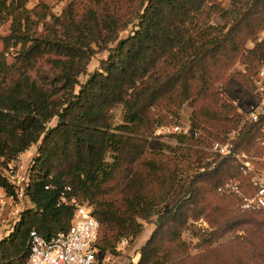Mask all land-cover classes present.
Here are the masks:
<instances>
[{
  "label": "trees",
  "instance_id": "1",
  "mask_svg": "<svg viewBox=\"0 0 264 264\" xmlns=\"http://www.w3.org/2000/svg\"><path fill=\"white\" fill-rule=\"evenodd\" d=\"M48 12L42 1L0 0V159L14 162L36 147L25 186L31 207L0 240V264L27 263L32 230L49 238L69 229L74 206L61 202L63 194L94 206L98 252L115 251L120 237L136 233L139 219L157 215L138 264H203L181 242L189 221L217 214L228 229L251 222H234L238 214L264 221V209L241 210L239 197L218 192L228 181L245 194L254 191L234 158L191 174L206 155L192 146L224 143L232 132L236 151L264 157V115L240 126L234 104L254 98L264 63V40L258 41L264 0H235L230 10L218 0H70L61 14ZM215 17L223 24L213 23ZM97 51L108 56L89 75ZM186 103L191 129L176 136L178 147L149 150L155 127L172 124ZM181 181L188 191L170 204ZM0 188L14 194L1 173ZM252 224L259 231L263 222ZM199 236L202 244L211 240Z\"/></svg>",
  "mask_w": 264,
  "mask_h": 264
},
{
  "label": "rangeland",
  "instance_id": "2",
  "mask_svg": "<svg viewBox=\"0 0 264 264\" xmlns=\"http://www.w3.org/2000/svg\"><path fill=\"white\" fill-rule=\"evenodd\" d=\"M70 0H58L56 3H52L48 6V13H53L56 15L61 14L64 7ZM221 3V6L225 10H230L234 6L235 0H218ZM34 1H31L29 6H32ZM215 24H223L220 18L215 17L213 19ZM42 24H39L38 29L41 30ZM9 31V24H5L1 28V32ZM128 32L122 34V36H127ZM264 40V30L261 32L258 41ZM255 45L254 42L250 41L247 43V48H253ZM89 62L87 67L88 74L91 75L95 70L100 66V62L107 58V51H97ZM13 55L9 56V62L13 63ZM243 67H235V71L241 70ZM264 68V63L259 67L257 73L255 74L254 80V98H249L244 105L234 103L237 110L235 113L241 116L240 126L247 121V114L250 110L254 108L261 107L260 114L264 115V90L260 91L257 87L256 80L259 77L262 69ZM88 78L87 76L80 77V81L84 83ZM264 82V80H263ZM192 107L186 103L179 110L178 119L175 120L172 124L167 125H157L153 132V135L150 137L151 145L149 150L161 149L163 146H169L171 148L178 147L176 136L180 134H188L191 129V115ZM114 120L116 123L122 121V107L119 106L114 110ZM239 126V127H240ZM235 132L230 133L228 136L230 138ZM202 134V133H201ZM200 135V132L196 133V137ZM215 144V143H214ZM209 147H204V144H197L192 146L194 150L205 151L206 155L199 157L200 159L194 162L195 168H193L191 174L196 170V173H203L206 171H211L217 163L219 162V157L213 152V145ZM163 145V146H162ZM36 147L30 148L22 154L14 162H6L4 158L0 159V173L4 175L9 182L13 181L20 183L19 185H26L28 182L29 168L31 167V160L34 158ZM163 154L172 156L173 154L164 149ZM217 158V160H216ZM216 160V161H214ZM257 168L260 171L264 170V164H261L259 161H255ZM185 178V177H184ZM185 180V179H184ZM115 186V184H114ZM116 191V194H122L123 191L120 189L113 188V191ZM118 190V192H117ZM188 191L187 182L181 181L179 186L171 198L170 204H173L181 196H184ZM214 196V195H213ZM213 196L208 195L207 200L210 202L213 199ZM82 204L94 206L88 202H83ZM14 206L19 209L18 218L14 220V225L20 219L22 213L29 209L31 206L28 200L23 202L16 201ZM232 212L237 214L236 211ZM217 215V214H216ZM216 215H211L210 217H202L197 221H189L187 227L183 230L181 234V242H184L189 247L188 256L193 258V260L202 259L203 264H264V221L263 217L259 215H239V219L234 220L238 222L243 220L244 222L250 223H237L233 229H228L224 225H221ZM157 215H154L148 220L139 219L140 227L137 228L136 233L132 234L130 237H120L116 243L115 251L113 252H100V258L103 261V264H138L141 251L143 247L147 244L152 234L156 229ZM256 218V219H254ZM260 220L263 222L259 226V231H256V227L252 224L253 221ZM12 227L7 226L2 231L0 230V240L8 237L11 233ZM199 233L208 234L211 236V240L208 243L202 244V239L199 236ZM201 245V246H200ZM257 248L255 251L254 249ZM245 250V251H244ZM168 264V263H167Z\"/></svg>",
  "mask_w": 264,
  "mask_h": 264
},
{
  "label": "built area",
  "instance_id": "3",
  "mask_svg": "<svg viewBox=\"0 0 264 264\" xmlns=\"http://www.w3.org/2000/svg\"><path fill=\"white\" fill-rule=\"evenodd\" d=\"M264 68L256 80L260 91L264 90ZM261 107L250 110L247 118L258 121ZM261 145L264 147V127L261 128ZM234 133L226 142H216L213 152L219 157L234 158L242 171L249 178L253 193L245 194L235 181L225 182L218 188L221 195H236L241 199V210L264 209V170L260 171L255 161L264 164V157H254L251 154L238 152L234 148ZM14 194L9 195L5 189L0 188V230L12 227L18 218L19 209L14 206L16 201L27 200L25 186L10 181ZM70 191V188H66ZM61 202H68L74 206L72 224L67 231L58 232L49 238L43 237L37 231L29 233L27 241L28 260L26 264H103L98 258L96 243L98 240L100 224L92 215V207L78 203L72 196L67 199L61 196ZM15 226V225H14ZM11 231V233H12Z\"/></svg>",
  "mask_w": 264,
  "mask_h": 264
},
{
  "label": "crops",
  "instance_id": "4",
  "mask_svg": "<svg viewBox=\"0 0 264 264\" xmlns=\"http://www.w3.org/2000/svg\"><path fill=\"white\" fill-rule=\"evenodd\" d=\"M38 1H42L44 2L46 5H51L52 3H56L58 0H38ZM34 4V3H33ZM32 4V5H33ZM7 34V32H6ZM4 49V44L2 41H0V53L3 51Z\"/></svg>",
  "mask_w": 264,
  "mask_h": 264
}]
</instances>
